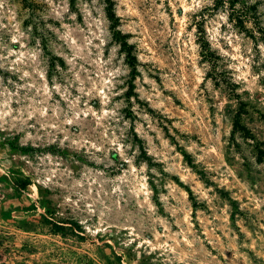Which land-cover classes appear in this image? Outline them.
Returning <instances> with one entry per match:
<instances>
[{
  "label": "rangeland",
  "instance_id": "374dc122",
  "mask_svg": "<svg viewBox=\"0 0 264 264\" xmlns=\"http://www.w3.org/2000/svg\"><path fill=\"white\" fill-rule=\"evenodd\" d=\"M0 264H264V0H0Z\"/></svg>",
  "mask_w": 264,
  "mask_h": 264
},
{
  "label": "trees",
  "instance_id": "16d2710c",
  "mask_svg": "<svg viewBox=\"0 0 264 264\" xmlns=\"http://www.w3.org/2000/svg\"><path fill=\"white\" fill-rule=\"evenodd\" d=\"M248 9H249V6H248ZM243 12V14L242 15H244L245 17H247L248 15L246 14V10L245 11H242ZM108 17L109 18H112V17H114V13L112 12V11H109L108 10ZM242 17V16H241ZM125 45L126 46H128V47H130V45L125 41ZM129 53V57L131 58V62H130V64H131V66L134 68L135 67V63H134V59H135V56L129 51L128 52ZM24 185V184H23ZM75 224L76 225H79L77 222H75ZM54 229H56V230H61L62 228H63V225H61V224H57V223H54Z\"/></svg>",
  "mask_w": 264,
  "mask_h": 264
}]
</instances>
